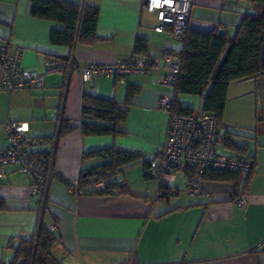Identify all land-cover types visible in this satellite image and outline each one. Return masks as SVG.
Returning <instances> with one entry per match:
<instances>
[{"label": "crops", "instance_id": "1", "mask_svg": "<svg viewBox=\"0 0 264 264\" xmlns=\"http://www.w3.org/2000/svg\"><path fill=\"white\" fill-rule=\"evenodd\" d=\"M65 1L98 7L99 38L94 43L74 41L72 48L53 44L49 33L62 29L60 23L31 16L30 0H0V42L9 52L22 48L24 68L43 71L47 57L81 66L130 57L137 36L147 38L146 55L181 46L153 29L155 16L143 8L144 0ZM148 14L150 25L143 21ZM209 26L211 22L194 20L190 10L189 28L207 31L216 24ZM161 75L159 70L123 79L99 75L86 82L78 72L56 71L45 75L41 89L0 90V151L7 145L4 124L23 121L28 150L34 157L50 152L53 167L42 195L28 194L29 175L13 165L5 167L6 177L0 179V264L12 258L11 246L31 237L40 225L59 237L52 252L62 264H264V73L229 83L220 120L224 140L219 151L250 158L249 175L217 180L206 173L199 195L187 191L185 169L170 174L165 187L149 173L147 161L162 146L169 123L167 113L157 108L158 95L171 91L160 83ZM210 84L198 94V107L202 108ZM131 85L138 89L118 125L120 132L82 135L83 93L123 103ZM180 97L182 106L198 108ZM59 117L74 129L52 139ZM226 130L231 133L228 140ZM108 148L140 154L136 162L111 174L110 180L126 191L114 189L106 195L89 191L105 181L79 189L82 170L96 172L110 159L103 155L82 159L83 153ZM240 193L247 200L245 209L234 203Z\"/></svg>", "mask_w": 264, "mask_h": 264}, {"label": "trees", "instance_id": "2", "mask_svg": "<svg viewBox=\"0 0 264 264\" xmlns=\"http://www.w3.org/2000/svg\"><path fill=\"white\" fill-rule=\"evenodd\" d=\"M250 1L252 10L243 12L231 34L227 31V25L220 22L207 31L191 29L188 26L178 48L180 74L171 87L173 112H191L193 108L181 105L178 94H201L205 85L210 82L202 109L214 113L221 127L220 120L229 83L264 73V0ZM30 15L63 26L62 29H51L49 41L53 44L72 48L74 41L92 44L99 38L96 34L99 9L88 3L30 0ZM133 54H147V38L142 36L135 38ZM137 89L134 85L129 86L128 98L123 103L83 93L79 123L81 134L95 136L119 133L118 125L125 120L126 106ZM72 129L74 126L67 119L59 117L57 133L52 139L59 138ZM230 134L229 131H225L227 140ZM96 155L110 159L96 172L92 169L82 170L77 187L86 190L94 183L105 181L104 186H97L89 191L99 195L109 194L114 189L126 191L124 185L110 180L111 174L136 162L140 154L130 150L108 148L104 151L84 152L82 159ZM46 156L51 157V153H43L37 157ZM206 173L217 180H236L239 175V172L233 170L209 169L204 176ZM58 242L59 237L52 230L40 225L31 237L20 239L17 245L11 246L12 258L2 264H62L52 252Z\"/></svg>", "mask_w": 264, "mask_h": 264}, {"label": "built area", "instance_id": "3", "mask_svg": "<svg viewBox=\"0 0 264 264\" xmlns=\"http://www.w3.org/2000/svg\"><path fill=\"white\" fill-rule=\"evenodd\" d=\"M192 3L193 0H144L143 8L154 14L155 31L181 41L189 26ZM22 54V48L9 52L7 45L0 42V90L41 89L45 75L56 71L68 74L78 72L84 81L89 82L99 75L123 79L131 73L159 70L162 72L160 83L167 87H172L180 74L178 48H165L156 56L138 54L86 66L61 57H47L43 62V71L24 68ZM172 95L171 91L158 95L157 108L167 113L168 130L162 146L148 160L149 173L159 181L160 187H165L168 176L179 169L186 170L187 191L195 195L200 194L201 180L209 169L233 170L246 178L252 168V160L243 155L219 151L224 134L217 116L201 107L187 113L173 112ZM4 127L7 145L0 151V179L6 177L5 167L13 165L18 172L32 178L27 186L28 194H44L53 176L52 158L32 156L27 148L26 122L8 120ZM234 203L242 209L247 207L246 197L241 193Z\"/></svg>", "mask_w": 264, "mask_h": 264}, {"label": "rangeland", "instance_id": "4", "mask_svg": "<svg viewBox=\"0 0 264 264\" xmlns=\"http://www.w3.org/2000/svg\"><path fill=\"white\" fill-rule=\"evenodd\" d=\"M191 15L194 20H200L203 22H211V26L217 24L219 21L227 23V31L233 33L234 25L238 23V16L245 10L242 8H252L250 0H193ZM152 14V13H151ZM144 23L150 25L152 23V17L150 14L144 17ZM215 23V24H214ZM169 38V37H168ZM172 42H178V40L169 38ZM168 93V92H164ZM183 101L193 105L197 108L199 105V95L180 93ZM180 97V98H181Z\"/></svg>", "mask_w": 264, "mask_h": 264}]
</instances>
